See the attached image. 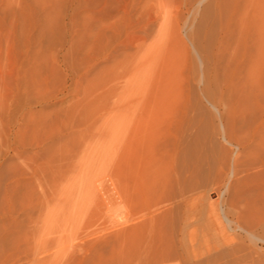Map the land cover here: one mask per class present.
I'll list each match as a JSON object with an SVG mask.
<instances>
[{"label": "rangeland", "instance_id": "1", "mask_svg": "<svg viewBox=\"0 0 264 264\" xmlns=\"http://www.w3.org/2000/svg\"><path fill=\"white\" fill-rule=\"evenodd\" d=\"M257 256L264 0H0V264Z\"/></svg>", "mask_w": 264, "mask_h": 264}, {"label": "bare ground", "instance_id": "2", "mask_svg": "<svg viewBox=\"0 0 264 264\" xmlns=\"http://www.w3.org/2000/svg\"><path fill=\"white\" fill-rule=\"evenodd\" d=\"M257 176H259V175H257ZM262 176V175H261ZM262 181V180H261ZM250 237V236H249ZM252 237V236H251ZM253 239H254V241H256V243L258 242L257 240L258 239H256L255 238V236L253 237ZM256 239V240H255ZM260 240V239H259ZM253 241V240H252ZM252 243H255V242H252ZM237 246V245H236ZM255 246V245H254ZM238 247V246H237ZM252 247V248H251ZM251 247H249L248 245H247V248H245L246 249V251H247V254H250L252 251V253H254V250H253V246L251 245ZM240 249V248H239ZM255 249V248H254ZM255 251H256V249H255ZM256 253V252H255ZM257 254H258V252H257ZM259 255V254H258ZM258 257V256H257ZM240 258L239 257H237L236 259H234L235 261V263L234 264H237L238 262V264H260L261 263V258H260V256L257 258V259H254L253 261H251V260H248V261H250V262H247V261H245L244 263H241L240 262V260H239ZM177 261H179V260H177ZM176 260H175V262L173 263V264H182L181 263V261L180 262H177ZM182 262H184V260L182 261ZM187 262V260L183 263V264H185ZM171 264V263H170Z\"/></svg>", "mask_w": 264, "mask_h": 264}]
</instances>
